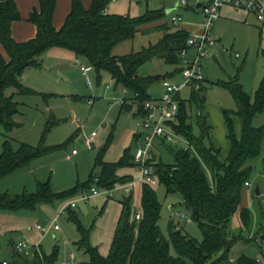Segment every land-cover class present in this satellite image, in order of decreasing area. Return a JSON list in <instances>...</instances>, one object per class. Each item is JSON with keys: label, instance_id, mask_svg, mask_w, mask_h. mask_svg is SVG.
<instances>
[{"label": "rangeland", "instance_id": "rangeland-1", "mask_svg": "<svg viewBox=\"0 0 264 264\" xmlns=\"http://www.w3.org/2000/svg\"><path fill=\"white\" fill-rule=\"evenodd\" d=\"M181 0H111L108 10L113 14L144 16L149 10H162L164 16L155 23H166L172 29L171 15L181 16V27H190L199 32L204 28L203 16L199 10H186L177 7ZM193 6L195 0H188ZM264 3V0H262ZM174 9L168 13V9ZM233 8V7H231ZM224 7L221 17L214 22L212 38L220 39L221 46L227 51H221L218 56L210 55L201 60L202 85L204 88L195 94L192 84H185L186 79L181 73L184 63L167 64L160 59H153L140 67L143 76L159 75L172 84H185L176 96L187 103V123L192 126L193 133L199 135L197 125L196 103L193 97L201 102V110L212 125L207 143H212L226 157L231 149L226 124V112L237 110V103L230 90L223 82L235 81L255 100L256 91L264 77V26L247 18V13L241 9ZM153 22V23H154ZM152 24V23H151ZM155 30L145 29L138 33L135 39L124 42L115 48L119 54L137 51L153 43L158 37ZM222 50V49H221ZM52 51L46 52L47 57L53 56ZM239 56H236V54ZM197 51L190 48L186 58H196ZM87 64L82 60L79 65ZM43 69L32 68V76L26 86L37 93L21 94L15 97L20 103L21 112L15 116L18 123L11 131L0 126V155L4 142L10 140L14 149L20 143L37 146L50 122L45 135V144L55 149L42 157L34 159L29 166L8 176L0 178V192L12 194L34 193L40 183L49 182L55 192L78 191L58 198L50 203H41L36 209L0 210V264H15L18 260L14 244L25 240L28 245L39 247L49 255H56L54 264H82L90 260L85 245L81 244L82 230L88 234L89 244L96 248L100 255L108 256L111 244L122 211L121 202L129 198L135 211L142 213V189L146 181L142 179L141 167L134 162L137 151L135 134L139 136L147 132L142 126L141 115L135 114L123 106L133 104V93L117 85L108 72H102V78L97 79L93 69L88 73L91 85L87 84L86 76L78 65H70L60 78V71L51 65L50 60L42 63ZM68 68V67H67ZM63 77L67 81H62ZM165 80V79H164ZM163 80L153 82L149 87L152 99H160L165 92ZM107 85H110L107 88ZM92 100V101H91ZM234 126L238 136L241 134L242 123L237 115H233ZM165 132L171 136L154 139L155 153L164 163H175L167 145L185 149L188 147L183 135L174 129V121L163 122ZM105 125V126H104ZM255 126L264 125V111L254 119ZM96 131V144L88 149L83 142L84 137ZM109 135H112L108 142ZM73 149L77 154H72ZM104 150L103 158L108 162H120L125 156L130 161L118 168V175L130 177L127 183H115L108 188L100 182L102 167L97 159ZM264 140L261 153L249 159L246 166L251 167L250 185L243 191L239 210L232 216L228 230L235 240L229 250V262H236L242 255L257 259L264 264ZM154 169V167H153ZM89 185H91L89 187ZM96 188L101 194L91 196L88 200L81 199L84 192L92 193ZM87 187L86 191L80 189ZM92 187V188H91ZM161 203V219L159 222L162 233L169 237L172 227H178L191 237L202 241L203 231L199 224L190 219V211L183 203L181 194L168 193L166 186L157 181L152 185ZM260 195H255L256 188ZM112 190V191H110ZM76 202L75 207L69 206ZM250 211V223L245 225L241 210ZM133 219V215L131 216ZM47 228L41 232L38 226ZM55 225L58 226L55 229ZM171 253L177 255L174 247ZM224 249L212 257V261L220 257ZM73 255V257H72ZM228 261V260H227ZM222 264H229V262Z\"/></svg>", "mask_w": 264, "mask_h": 264}, {"label": "trees", "instance_id": "trees-1", "mask_svg": "<svg viewBox=\"0 0 264 264\" xmlns=\"http://www.w3.org/2000/svg\"><path fill=\"white\" fill-rule=\"evenodd\" d=\"M56 1L39 0V7L30 15V21L37 27V35L26 42H18L12 35L13 22L21 18L18 6L15 0H0V126L6 131L18 126L15 116L21 112V105L15 97L37 93L23 83V74L29 68L41 67L42 55L49 49L58 47L74 52L96 71L99 81L102 72H108L117 85L133 93L135 105L123 106L133 112L136 106L140 108L145 101L152 99L148 92L150 85L166 79H161L159 75L143 76L140 67L153 59L171 65L182 63V50L187 46L190 33L182 27L172 29L167 24L161 25L164 34L158 42L125 55L113 54L116 45L135 38L143 25L161 19L164 16L162 10H149L144 16L132 17L108 13L106 10L111 0H93L89 8L83 5L82 0H73L72 11L58 30L53 24ZM222 84L230 90L237 103L236 111L226 112L228 138L231 142L229 154L223 157L219 148L207 143L212 125L201 110V102L193 97L191 102L196 103L199 109V135H195L192 126L187 123V103L180 101L179 124L173 126L186 139L188 147L179 150L173 164L164 163L157 154L152 162L157 180L166 186L168 193L181 194L183 203L190 211V219L197 222L203 231V240H196L178 227L171 228L169 237L162 233L159 225L161 203L152 184L146 182L142 189L140 220L131 218V199L126 198L121 202L122 211L108 256L100 255L89 244L86 230L81 229V244L85 245L90 255V260L82 264H222L230 261L229 250L235 239L230 236L228 225L239 210L246 182H249L252 168L247 167L246 163L261 153L264 140V125H254V119L264 111V77L254 101L238 82ZM203 88L202 85L200 90ZM197 92L194 91L195 94ZM144 113L140 109L135 114ZM233 115L241 120L240 136L236 133ZM51 123L37 146L20 143L14 149L10 140L4 142L0 155V178L29 166L34 159L55 149L45 144V135ZM111 137L109 135L108 142ZM104 150L97 159L102 167L99 177L101 184L113 188L115 183L131 181L130 177H121L117 173L118 168L127 164L131 158L125 156L120 162H108L103 158ZM78 190L76 187L55 192L50 183L46 182L40 183L34 193L0 192V210L36 209L41 203L53 202ZM241 217L243 223L249 225L251 217L247 208L241 210ZM172 247L177 255L171 253ZM222 249L224 253L212 261L214 254ZM55 257L43 249L32 255L17 252L18 260L15 264H54ZM229 264L261 263L242 255L236 262Z\"/></svg>", "mask_w": 264, "mask_h": 264}, {"label": "built area", "instance_id": "built-area-1", "mask_svg": "<svg viewBox=\"0 0 264 264\" xmlns=\"http://www.w3.org/2000/svg\"><path fill=\"white\" fill-rule=\"evenodd\" d=\"M201 10L204 28L199 32H192L187 38V46L182 50V63L185 67L181 70L182 75L186 79L185 84H192L195 90H199L202 86L203 76H202V64L201 60L212 55L213 50L218 45V41L212 38L213 24L221 17V12L224 7H233L235 9H241L247 13L253 14L258 22L264 26V3L262 0H195L193 7H198ZM188 0H181L177 7H190ZM171 24L177 28H181V23L183 18L177 15H171ZM190 48L197 51V56L194 59H187L186 54ZM222 51H227V49L222 46ZM236 56H239L237 53ZM92 67L88 64L80 65V70L84 76H86L87 84L91 85V80L88 77L89 71ZM165 88V92L162 94L160 99H151L143 103L142 107L136 106L134 112L138 113L140 109H143L145 113L141 115L142 126L147 132H142L139 136H136L137 151L134 156V162L141 167L142 179L147 183L152 185L157 183V178L152 166V162L155 159V145L154 139L157 137L164 136L168 140L171 139L165 132L163 127V122L174 121L179 124V109L180 102L176 97L181 88L185 84H172L167 79L162 81ZM110 85H107L109 88ZM92 101V100H91ZM98 133L96 131L92 132L90 135L84 137L83 142L88 149H92L96 144V136ZM77 150H73V154H76ZM250 182H246V186H249ZM112 191V190H110ZM101 194L96 188H92V193L89 194L84 192L81 195V199L88 200L91 196ZM76 202H71L69 206H65L62 212L67 210V207H75ZM133 219L140 220L142 218V213L135 211ZM58 226L55 225V229ZM38 229L41 232H47V228L39 225ZM14 248L18 253L25 255H32L34 252H40L39 247H33L28 245L25 240L19 241L14 244ZM73 257V255H72Z\"/></svg>", "mask_w": 264, "mask_h": 264}, {"label": "crops", "instance_id": "crops-1", "mask_svg": "<svg viewBox=\"0 0 264 264\" xmlns=\"http://www.w3.org/2000/svg\"><path fill=\"white\" fill-rule=\"evenodd\" d=\"M15 2L17 4V6H18L21 18L19 20L13 22V24H12V35H13V37H14V39L16 41H18V42H26V41H28L30 39L35 38L36 35H37V27H36V25L34 23H32L30 21V15L36 8L39 7V0H15ZM82 2H83V5L86 8H89L92 5L93 0H82ZM72 4H73V0H57L56 1V9H55V12H54V15H53V24L56 27V29H58V30L61 29L63 27V25L65 24L68 15L72 11ZM182 8H184L186 10H188V9L189 10H193V11L199 10L200 13H201V10L199 9V7L190 6V7H187V8H185V7H182ZM229 8H231V7H229ZM231 9H233V8H231ZM173 10L174 9L171 8V9H168L167 12L170 13ZM106 11L108 13H112V12H110L108 10V7H107ZM250 17H251V20H253L254 22L255 21L258 22V20L256 19V17L253 14L247 13V18H250ZM163 24H166V23L165 22L164 23H158V22L157 23H155V22L153 23L152 22V24L149 23V24L143 25L141 27V31H145V29L155 30L154 33H157L158 37L155 39V41L153 43H156V42L159 41V39L164 34V31L160 28L161 25H163ZM182 28L186 29L189 33H192L194 30H196V29H191L190 27H185V26L182 27ZM140 32H138V33H140ZM135 38H133V39H135ZM133 39H130V40H133ZM130 40H127V41H130ZM127 41H124V42H127ZM217 41H218V45L216 46V48L212 52L213 56H218L219 53L222 51L221 50V47H222L221 46V40L217 39ZM124 42H122V43H120V44H118V45H116L114 47V49H113V54L114 55H125V54L129 53L128 52V53L119 54V53L115 52V48L118 47L119 45L123 44ZM144 47H146V46H144ZM141 49H139V50H141ZM48 51H52L50 53H54V54H53V56L47 57V59H46V55L45 54ZM48 51H46L42 55V63L43 62L45 63L46 60L47 61L50 60L51 65L54 66L55 68H57L60 71V73L57 75L58 78H60V76L63 75V74L66 75V73H64V71L66 69L72 70V67L70 65H73V64L74 65H78L79 69H80V65L79 64L81 63L82 60H84V59L78 58L75 55L74 52L69 51L67 49L55 47V48L49 49ZM84 64H86V63H84ZM39 68H41V70H42L43 66H41ZM31 69L32 68L27 69L25 71V73L23 74L22 80H23L24 84H28L27 80H29L30 76H32ZM92 70L93 69H91L90 71H92ZM62 81H67V79H65L63 77ZM134 136H135V141H136V138H137L136 134ZM73 150H75V149H73ZM72 154H73V151H72Z\"/></svg>", "mask_w": 264, "mask_h": 264}, {"label": "water", "instance_id": "water-1", "mask_svg": "<svg viewBox=\"0 0 264 264\" xmlns=\"http://www.w3.org/2000/svg\"><path fill=\"white\" fill-rule=\"evenodd\" d=\"M198 7H200V4L198 5ZM166 147H167L168 151H169L171 154H173L174 156L177 155L178 152H179V150H180L179 148H177V147H172L171 145H167ZM256 194H257V196L260 195V190H259L258 187L256 188Z\"/></svg>", "mask_w": 264, "mask_h": 264}]
</instances>
